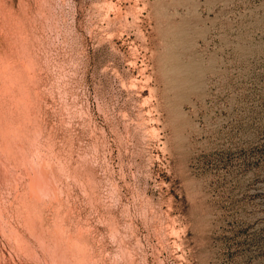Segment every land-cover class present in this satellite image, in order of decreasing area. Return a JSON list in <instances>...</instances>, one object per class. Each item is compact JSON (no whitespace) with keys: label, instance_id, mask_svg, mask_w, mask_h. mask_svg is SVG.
<instances>
[{"label":"rangeland","instance_id":"374dc122","mask_svg":"<svg viewBox=\"0 0 264 264\" xmlns=\"http://www.w3.org/2000/svg\"><path fill=\"white\" fill-rule=\"evenodd\" d=\"M0 75V264H264V0H0Z\"/></svg>","mask_w":264,"mask_h":264},{"label":"bare ground","instance_id":"6f19581e","mask_svg":"<svg viewBox=\"0 0 264 264\" xmlns=\"http://www.w3.org/2000/svg\"><path fill=\"white\" fill-rule=\"evenodd\" d=\"M2 6H3V5H2ZM172 22H173V21H172ZM182 27H183V26H182ZM160 61H162V60H160ZM160 63H161V62H160ZM161 64H162V63H161ZM162 65H163V64H162ZM162 65H161V66H162ZM16 70H18V69H16ZM10 71H12V70H10ZM18 72H20V71L18 70ZM18 72H17V73H18ZM24 72H25V70H24ZM24 72H21V74L23 73V76L25 75ZM14 73H15V72H14ZM10 74H11V73H10ZM19 74H20V73H19ZM19 74H15V75L17 76V75H19ZM171 74H172V73H171ZM169 75H170V74H169ZM0 76H1V75H0ZM6 77H7V76H6ZM8 77H9V76H8ZM10 77H12V76H10ZM10 77H9V78H10ZM19 77H20V76H19ZM19 77H18V78H19ZM21 77H22V75H21ZM25 77H26V76H25ZM0 78L2 79V76H1ZM3 78H4V76H3ZM12 78H15V77H12ZM22 79H24V78H22ZM25 79H26V78H25ZM10 80H11V78H10ZM10 80H9V81H10ZM13 80H15V79H13ZM13 80H11V81H13ZM17 80H19V79H17ZM17 80H15V81H17ZM26 80H27V79H26ZM164 80H165V79H163V82H164ZM13 82H14V81H13ZM17 82H18V81H17ZM19 82H20V81H19ZM21 82H25V81H21ZM26 82H28V81H26ZM177 82H178V81H177ZM15 84H16V82H14V87L16 88V85H15ZM20 84H21V83H20ZM27 85H28V84H27ZM27 85H26V86H27ZM17 86H19L18 83H17ZM20 86H21V85H20ZM22 86H23V83H22ZM22 86L19 87V88H22ZM23 87H25V84H24ZM27 87H28V86H27ZM172 87H173V86H172ZM19 88H18V90H19ZM182 88H183V87H182ZM5 89H6V88H5ZM7 89H8V87H7ZM13 89H14V88H13ZM13 89H11V91H10L11 93H12V90H13ZM25 89H26V88H25ZM8 90H10V89H8ZM20 90H21L20 93L24 91V90L22 91V89H20ZM167 90H168V89H167ZM2 91H3V90H2ZM16 91H17V90H16ZM27 91H28V90H27ZM13 92H14V90H13ZM17 92L19 93V91H17ZM25 92H26V91H24V92L21 93V94L24 96V98H25L26 100H28V98H26L27 95L24 94ZM1 93H3V92H1ZM11 93H10V94H11ZM14 93L16 94V92H14ZM179 93H180V92H179ZM3 95H4V94H3ZM25 95H26V96H25ZM4 96H5V95H4ZM12 96H15V95H12ZM19 96H20V95H19ZM2 97H3V96H2ZM2 97H0V98H2ZM15 97H18V96H15ZM6 98H7V97H6ZM6 98L3 99L4 102H5V99H6ZM12 98H13V97H12ZM22 98H23V97H22ZM9 99H10V98H9ZM6 100H7V99H6ZM17 100H18V99H17ZM19 100H20V99H19ZM23 100H24V99H23ZM23 100L21 99L20 101L23 102ZM0 101H1V100H0ZM10 101H11V100H10ZM13 101H14V100H12V102H13ZM20 101H17V102L19 103ZM1 102H2V101H1ZM4 102H2V103L4 104ZM27 102H29V101H27ZM5 103H7V102H5ZM8 103H9V102H8ZM23 103H24V105H25V102H23ZM19 104H20V103H19ZM19 104H17L18 107H19ZM12 105H14V104H12ZM15 105H16V101H15ZM21 105H22V103L20 104V106H21ZM26 105H27V104H26ZM2 106H3V105H2ZM2 106H1V107H2ZM8 106H9V105H8ZM8 106H7V107L3 106V107L8 108ZM10 107H11V106H10ZM10 107H9V108H10ZM22 107H23V105H22ZM24 107H26V106H24ZM15 108H17V107H15ZM26 108H28V107H26ZM1 109H2V108H0V113H1ZM8 110H11V109H8ZM12 110H13V109H12ZM18 110H19V108L17 109V111H18ZM20 110H23V108H22V109L20 108ZM25 110H26V109H25ZM25 110H23V111H25ZM4 111H5V110H4ZM23 111H21V112H23ZM10 112H11V111H10ZM10 112H8V115L6 114V115H7L6 118L9 116V113H10ZM21 112L19 111L18 114H19V115L21 114L22 117H24L23 114H22ZM25 112H26V114H24V115H28V114H27L28 111H25ZM6 113H7V112H6ZM3 114L5 115V113H3ZM10 114L12 115V112H11ZM15 114H16V113H14L13 115H15ZM1 115H2V114H1ZM4 115H3V118L5 117ZM13 115H12V116H13ZM12 116H11V117H12ZM15 116H16V115H15ZM25 117H27V116H25ZM0 118H1V116H0ZM3 118H2V119H3ZM7 119H8V118H7ZM20 119H21V118H20ZM0 120H1V119H0ZM8 120H9V119H8ZM8 120H7V121H8ZM25 120L27 121L26 118H25ZM3 121L6 122L5 119H3ZM20 121H21V120H20ZM23 121H24V119H23ZM0 122H1V121H0ZM10 122H12V118H11V121H9V124H10ZM13 122H14V121H13ZM23 123H24V122H23ZM1 124H2V123H1ZM1 124H0V126H1ZM3 124H4V123H3ZM7 124H8V122H7ZM21 124H22V123H21ZM21 124H20V125H21ZM25 124H26V123H25ZM4 125H6V124H4ZM10 125H11V124H10ZM12 125H14V124H12ZM12 125H11V126H12ZM23 125H24V124H23ZM26 125L28 126V124H26ZM11 126H10V129H12ZM16 126H17V125H15V128H16ZM1 127H2V126H1ZM8 127H9V125H8ZM13 127H14V126H13ZM2 128H3V130H4V133H6V132H5L6 130H7V131H8V130L10 131L9 128H7V129L5 130L4 126H3ZM2 128H1V130H2ZM16 129H19V128H16ZM16 129H15V130H16ZM25 129H26V128H25ZM27 129H28V128H27ZM19 131H20V130H19ZM11 132H13V131H11ZM15 132H16V131H15ZM27 132H28V131H27ZM2 133H3V132H2ZM9 133H10V132H9ZM7 134H8V132H7ZM11 134H12V133H11ZM15 134H16V133H15ZM15 134H14V135H15ZM18 134H19V133H18ZM24 134H25V133H24ZM3 135L7 136L6 134H3ZM9 135H10V134H9ZM14 135H13V136H14ZM11 136H12V135H11ZM16 136L19 137V135H16ZM21 136H22V135H21ZM21 136H20V137H21ZM2 138H5V137H2ZM8 138H9V136H8ZM13 138H16V137H15V136H14V137H11L12 140H13ZM25 138H26V137H25ZM6 139H7V138H6ZM16 139H17V138H16ZM2 140H3V139H2ZM4 140H5V139H4ZM9 140H10V139H9ZM7 141H8V140H7ZM7 141L5 140L4 142H7ZM20 141H21V140H19V143H17V145L19 144V146H18L17 148H19V147L22 148V146H20V144H21ZM9 142H13L14 144L12 143V144H10V145H11V146H12V145L14 146L15 143L18 142V141H9ZM21 142H22V141H21ZM10 145H9V146H10ZM9 148H10V147H9ZM17 148H16V152H18V153H16L15 151H13V150H15V148L13 149V147L11 148V150L13 149L12 152H15L16 154H19V152H21L22 150L25 151V153H26V151L28 150V149L24 150L25 147H24V149H19V150H18ZM9 150H10V149H9ZM10 153H11V152H10ZM15 153H14V154H15ZM21 153H22V152H21ZM22 154H23L24 156H22ZM22 154H21V157H22V158H23V157L26 158V156L28 157V155H25L24 152H23ZM26 154H27V153H26ZM25 161H26V160H25ZM80 174H81V173H80ZM80 174H79V175H80ZM41 183H42V182H41ZM41 183L38 182V184H40V185H41ZM46 183H47V182H46ZM90 183H91V182H90ZM92 183L94 184V187H96L95 183H94V182H92ZM92 183H91V184H92ZM51 184H54V183H51ZM91 184H90V185H91ZM93 184H92V185H93ZM48 186H50V182H49ZM52 187H53V186H52ZM38 188H39V187H38ZM55 188H56V185H55ZM56 189H57V188H56ZM56 189H55V190H56ZM91 189L94 190L93 186H91ZM95 191H97L96 188H95ZM55 192H56V191H55ZM37 194H38V193H37ZM92 194H93V193H92ZM36 197H37V196H36ZM39 197L41 198L40 195H39ZM91 197H92V196H91ZM96 197H97V196H96ZM40 198H38V199H40ZM93 198H94V197H93ZM94 199H95V198H94ZM90 200H91V198H90ZM26 202H27V201H26ZM38 202H39V201H38ZM27 206H28V205H27ZM34 207H35V206H34ZM36 209H37V208H36ZM71 209H72V208H70V210H71ZM25 210H26V209H25ZM26 211H27V210H26ZM29 212H30V211H29ZM34 213H35V212H34ZM36 213L38 214L39 212L36 211ZM38 216H39V214H38ZM112 216H114V215H112ZM38 218H39V217H38ZM111 218H112V217H111ZM115 218H116V217H115ZM32 220H33V219H32ZM110 220H111V219H110ZM112 220H113V219H112ZM114 220H117V219H114ZM27 221H28V220H27ZM33 221H35V220H33ZM35 222H36V221H35ZM108 222H109V221H108ZM39 223H41V222L39 221ZM109 223H111V222H109ZM113 223H114V222H113ZM116 223H117V222H116ZM33 224H34V223H33ZM33 224H32V225H33ZM58 224H60V223H58ZM114 224H115V223H114ZM118 224H119V223H118ZM38 225H39V224H38ZM55 225H56V224H54L53 226L55 227ZM110 225H112V224H110ZM58 226L60 227V225H58ZM80 226H81V225H80ZM115 226H116V229H117V225H115ZM115 226H113V228H114ZM119 226H120V225H119ZM33 227H35V228H36V227L39 228V226H33ZM82 227L85 228V226H83V225H82ZM109 227H110V226H109ZM41 228H42V227H41ZM56 228H57V226H56ZM60 228H61V227H60ZM79 228H80V227H79ZM113 228H112V229H113ZM33 229H34V228H33ZM39 229H40V228H39ZM58 229H59V228H58ZM77 229H78V228H77ZM36 230H38V229H36ZM40 230H41V229H40ZM66 230H67V229H66ZM80 230H81V229H80ZM80 230H78V232H79ZM88 230H89V228H88ZM82 231H84V230L82 229ZM89 231H90V230H89ZM115 231H118V229L115 230ZM40 232H41V231H40ZM80 232H81V231H80ZM84 232H85V231H84ZM112 232H114V231H112ZM60 233H61V232H60ZM63 233H64V232H63ZM73 233H74V232H73ZM34 234H36V233L34 232ZM64 234H65V233H64ZM38 235H39V234H37V236H38ZM40 235H42V234H40ZM40 235H39L40 238L37 237L38 240L41 239V241H42V240L45 241V239H42V238H41L42 236H40ZM43 235H44V234H43ZM60 235L62 236V234H60ZM73 235H74V234H73ZM83 235H84V233H83ZM85 235H86V234H85ZM116 236H117V234H116ZM114 237H115V236H114ZM66 238H67V237H66ZM67 239H68V238H67ZM77 240H78V239H77ZM44 241H43V242H44ZM116 241H117V240H116ZM66 242H67V240H66ZM74 242H77V241L75 240ZM78 242H79V241H78ZM39 244H40V242H39ZM42 244H43V243H42ZM49 244H50V243H49ZM51 244H52V243H51ZM76 244H77V243H76ZM78 244H80V243H78ZM84 244H85V242H84ZM43 246H44V245H43ZM46 246H47V245H46ZM74 246H76V245H74ZM87 246H88V245H87ZM119 246H120V245H119ZM41 248H42V246H41ZM44 248H45V247H44ZM78 248H81V247H78ZM78 248H76V251L78 250ZM85 248H86V247H85ZM89 248H91V247H89ZM52 249H53V248H52ZM55 249H56V248H55ZM74 249H75V248H74ZM42 250H43V249H42ZM64 250H65V249H64ZM79 250H80V249H79ZM79 250H78L77 252H79ZM84 250H85V249H84ZM120 250H121V249H120ZM122 250H123V249H122ZM38 251H40V250H38ZM44 251H45V250H44ZM48 251H49V249H48ZM50 251H51V250H50ZM55 251H56V250H55ZM81 251H82V249H81ZM35 252H36V251H35ZM45 252H46V251H45ZM45 252H44V253H45ZM52 252H54V251L52 250ZM57 252H58V250H57ZM88 252H89V251H88ZM120 252H121V251H120ZM79 253H80V252H79ZM79 253H78V255H79ZM46 254H47V252H46ZM48 254H49V253H48ZM88 254H89V253H88ZM88 254H87V255H88ZM63 255H64V253H62V256H63ZM66 255H67V253H66ZM78 255H77V258L80 260V258L78 257ZM80 255H81V254H80ZM116 255H117V254H116ZM120 255H121V254H120ZM42 256H43V255H42ZM53 256H54V255H53ZM74 256H75V255H74ZM51 257H52V256H51ZM51 257H50V258H51ZM64 257H65V255L62 257L63 260H64ZM70 257H71V256H70ZM80 257H81V256H80ZM88 257H90V256H87V258H88ZM52 258H53V257H52ZM52 258H51V259H52ZM65 258H68V257H65ZM71 258H72V257H71ZM73 258H74V257H73ZM77 258H76V259H77ZM87 258L85 257V259H87ZM120 258H121V257H120ZM68 259H69V258H68ZM68 259H66V260H68ZM74 259H75V258H74ZM82 259H84V256H83ZM52 260H54V259H52ZM58 260H59V259H58ZM87 260H88V259H87ZM119 260H120V259H119ZM119 260H118V262H119ZM69 261H74V260H70V259H69ZM85 261H86V260H85ZM89 261H90V260H89ZM116 261H117V260H116ZM61 262H62V263H65V262H63V261H61ZM75 262H77V261H75ZM80 262H81V261H80ZM83 262H84V261H82V264H83ZM86 262H87V261H86ZM118 262H116V263H118ZM52 263H53V262H52ZM93 263H96V262H93ZM54 264H57V263H54ZM60 264H61V263H60ZM65 264H66V263H65ZM67 264H70V262H68ZM71 264H74V262H73V263L71 262ZM76 264H78V263H76ZM85 264H86V263H85ZM97 264H98V263H97ZM118 264H119V263H118Z\"/></svg>","mask_w":264,"mask_h":264}]
</instances>
